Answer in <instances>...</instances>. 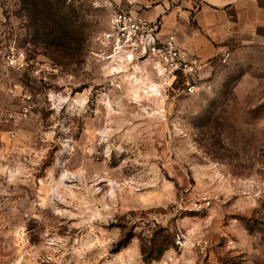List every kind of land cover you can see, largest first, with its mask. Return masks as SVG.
I'll list each match as a JSON object with an SVG mask.
<instances>
[{
    "label": "rangeland",
    "instance_id": "1",
    "mask_svg": "<svg viewBox=\"0 0 264 264\" xmlns=\"http://www.w3.org/2000/svg\"><path fill=\"white\" fill-rule=\"evenodd\" d=\"M113 11L0 0V264H264V51L189 94Z\"/></svg>",
    "mask_w": 264,
    "mask_h": 264
},
{
    "label": "crops",
    "instance_id": "2",
    "mask_svg": "<svg viewBox=\"0 0 264 264\" xmlns=\"http://www.w3.org/2000/svg\"><path fill=\"white\" fill-rule=\"evenodd\" d=\"M114 9L133 3L142 16L161 23L181 46L207 62L203 77L217 74L225 51H264V0H108Z\"/></svg>",
    "mask_w": 264,
    "mask_h": 264
},
{
    "label": "built area",
    "instance_id": "3",
    "mask_svg": "<svg viewBox=\"0 0 264 264\" xmlns=\"http://www.w3.org/2000/svg\"><path fill=\"white\" fill-rule=\"evenodd\" d=\"M133 5L130 3L114 9L108 28L100 36L102 44L110 48V56L127 62L152 61L158 70L162 68L163 73L170 77V84H180L186 93H196L202 89L205 82L201 70L207 62L181 46L174 32L161 38V23L142 16ZM230 57V51L223 52L221 63H226ZM208 205L210 201H202L196 203L194 209L202 210ZM201 244L193 241L192 246Z\"/></svg>",
    "mask_w": 264,
    "mask_h": 264
},
{
    "label": "bare ground",
    "instance_id": "4",
    "mask_svg": "<svg viewBox=\"0 0 264 264\" xmlns=\"http://www.w3.org/2000/svg\"><path fill=\"white\" fill-rule=\"evenodd\" d=\"M132 57V56H131ZM159 71H163L162 68H159Z\"/></svg>",
    "mask_w": 264,
    "mask_h": 264
},
{
    "label": "trees",
    "instance_id": "5",
    "mask_svg": "<svg viewBox=\"0 0 264 264\" xmlns=\"http://www.w3.org/2000/svg\"><path fill=\"white\" fill-rule=\"evenodd\" d=\"M123 245L120 246V248L122 247Z\"/></svg>",
    "mask_w": 264,
    "mask_h": 264
}]
</instances>
